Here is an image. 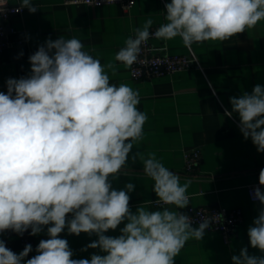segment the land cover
I'll list each match as a JSON object with an SVG mask.
<instances>
[{
	"label": "clouds",
	"instance_id": "9594fccd",
	"mask_svg": "<svg viewBox=\"0 0 264 264\" xmlns=\"http://www.w3.org/2000/svg\"><path fill=\"white\" fill-rule=\"evenodd\" d=\"M25 8L33 14L39 9L32 0H20L16 11ZM164 12L166 22L154 32L151 18L135 28L114 61L130 68L153 36L165 42L179 37L189 50L194 43L230 40L264 21V0H170ZM29 63L30 73L9 78L7 92H0V234L22 236L30 229L36 236L46 228L48 238L39 241L30 259L31 244L17 254L0 239V264H176L189 240L203 239L211 220L193 227L192 218L177 211L189 205L190 179L181 183L155 153H133L148 119L138 108L139 91L111 83L109 72L115 76L117 65L101 64L76 37L47 39ZM229 100L231 110L224 115L235 114L243 138L264 153V86L256 84L250 93ZM138 159L154 181L156 199L133 212L135 185L115 189L112 180L125 174L129 160ZM258 182L252 195L261 207L247 236L251 248L264 253V168ZM153 203L162 210H150ZM121 224L118 236L105 234ZM65 230L95 235L81 251L103 254L74 259L61 237ZM231 261L264 264V255L242 247Z\"/></svg>",
	"mask_w": 264,
	"mask_h": 264
},
{
	"label": "crops",
	"instance_id": "0c3cea01",
	"mask_svg": "<svg viewBox=\"0 0 264 264\" xmlns=\"http://www.w3.org/2000/svg\"><path fill=\"white\" fill-rule=\"evenodd\" d=\"M10 1L20 4V0ZM168 2L170 0H135L130 9H124L119 4L88 6L73 0H32L39 8L37 12L29 13L25 8L21 14L11 17L13 31L9 37L22 42L0 52V92H7L9 78L18 79L30 73L29 56L47 39L78 38L101 64L112 61L117 65L115 76L109 72L111 83L128 84L140 93L138 108L148 119L144 138L134 145L133 153L139 151L145 157L149 152L155 153L157 159L181 177V183L185 178L190 179L187 194L192 205L238 207L243 212V222L236 228L230 243H223L218 233L206 232L202 240L192 239L186 243L175 258L176 264H232V255H238L242 247H248L252 255H264L249 244L247 229L261 205L249 199L246 187L259 183L264 153L257 152L251 139L243 138L235 114L231 118L224 115L226 109L231 110L230 97L250 93L256 84L264 86V21L224 42L194 43L191 48L203 64L204 74L188 69L153 80L135 79L129 68L114 61V56L125 46V40L134 36V29L142 27L147 19L153 20L151 29L165 23ZM153 43L169 53H188L179 37L167 42L155 39ZM195 147L201 149L202 158L196 172L187 175L183 154ZM122 172L125 174L112 180V185L115 189H122L129 182L135 185L130 193L133 212L138 205L156 199L154 181L145 175L139 159L135 164L129 160V166ZM150 210L162 208L150 205ZM123 226L105 234L118 236ZM61 237L68 240L74 259L103 254L99 249L81 251L97 239L95 235H69L65 230ZM47 238L46 228L33 236V251L26 259L35 255L39 241ZM0 239L17 254L25 247L11 231H6Z\"/></svg>",
	"mask_w": 264,
	"mask_h": 264
},
{
	"label": "built area",
	"instance_id": "2783aa9c",
	"mask_svg": "<svg viewBox=\"0 0 264 264\" xmlns=\"http://www.w3.org/2000/svg\"><path fill=\"white\" fill-rule=\"evenodd\" d=\"M73 2L83 3L88 6L119 4L124 9H130L135 3V0H73ZM19 5L13 4L10 0H0V9H3L0 12V52L5 48L22 42L21 40H13L9 37V33L13 31L10 24L11 17L23 12V9L19 12L16 11ZM156 28L150 29V32H154ZM154 40V36L150 37L147 43L142 45V51L137 62L129 68L133 78L153 80L166 74L179 73L188 69L198 70L204 74V66L192 48L191 50L188 49V53L184 54L169 53L165 48L162 50L161 48L155 47ZM183 158L184 172L187 175L193 174L196 172L201 161L202 151L198 147L188 149L184 152ZM258 186H260L259 183H251L246 186L248 197L253 202H258L253 199L252 195L253 189ZM151 205L162 208V206L155 203ZM177 211L187 213L192 218L193 227H197L202 219H210L211 224L206 232L218 233L222 242L225 244L231 242L236 228L243 222V212L238 207L228 208L221 205L194 206L189 201V205L185 209H177ZM30 231L29 229L22 236L18 235L19 242L22 246L33 244V236L29 234ZM4 233L0 234V237Z\"/></svg>",
	"mask_w": 264,
	"mask_h": 264
}]
</instances>
